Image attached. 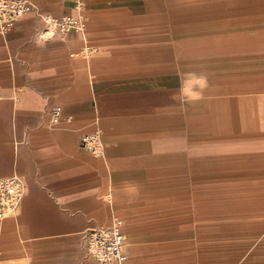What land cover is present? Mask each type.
Returning <instances> with one entry per match:
<instances>
[{
	"label": "crops",
	"instance_id": "0c3cea01",
	"mask_svg": "<svg viewBox=\"0 0 264 264\" xmlns=\"http://www.w3.org/2000/svg\"><path fill=\"white\" fill-rule=\"evenodd\" d=\"M29 1L35 10L0 34V179L18 176L24 189L19 208L0 220V264H97L88 254L85 234L119 218L110 222L109 188L154 176L157 124L165 129L156 115L158 106L171 114L170 133L180 130L186 119L187 130L198 135L215 116L223 126L239 130L235 135L257 131L256 103L263 104L264 95H235L264 93V0H146V14L132 17L133 29L142 27L147 48L149 42L153 45L149 52L142 49L146 59L132 62H116L112 50L86 56L84 49L90 47L74 34L47 41L38 34L46 28L44 16L84 13L86 40L90 35L95 48V31L123 23L124 13H138L141 0ZM199 21H210L214 27L199 29ZM241 23L246 28L259 25L246 30ZM175 67L208 74L214 85L225 84L219 88L227 89L219 93L212 88L205 94L228 96L211 99L208 112L193 103L186 106L185 116L180 115L178 92L171 85L181 83L183 76L171 73ZM226 74L236 75L214 80ZM56 105L62 106V118L54 124L51 109ZM188 109L198 120L189 117ZM98 129L105 144L101 156L80 143ZM225 131L215 133L207 145H192L196 174L231 170L249 177L264 175V134L239 140ZM179 145L177 138L171 146ZM181 158V153H171V160ZM184 222L177 221L181 228ZM233 227L222 226L220 234L231 238L261 233L258 224L244 231ZM188 244L191 241L184 240L176 246ZM248 245H239L230 262L209 258L216 264H234ZM261 250L264 241L243 264H264Z\"/></svg>",
	"mask_w": 264,
	"mask_h": 264
},
{
	"label": "rangeland",
	"instance_id": "374dc122",
	"mask_svg": "<svg viewBox=\"0 0 264 264\" xmlns=\"http://www.w3.org/2000/svg\"><path fill=\"white\" fill-rule=\"evenodd\" d=\"M146 2V0L140 1L142 9L139 8L138 13H134V15L124 13L123 23L118 21L112 24L113 26H108L107 29L101 26L99 31H95L100 35H97L99 46L92 48L90 35H88L86 42L90 48L85 47L84 55L91 57L112 50L116 53L114 56L116 62L146 59V54L142 49L149 52L148 50L152 49L153 41L148 43L149 48H147L143 40L145 34L142 32V27L140 31L133 29L136 26L134 22L136 18H132H142L146 14L143 9ZM123 9L126 10V7ZM244 24L241 23L239 27L246 28ZM213 25L214 23L210 21H199V29H210L214 27ZM251 25L253 26L247 27L246 30H250L248 28L255 30L257 29L256 25L259 24ZM104 32H110L114 36L103 37L102 33ZM136 49L140 51L136 52ZM214 67L219 69L218 66ZM241 69L243 70V68ZM174 70L171 73L183 76L181 83L171 85L172 88L177 89L180 109L184 110L177 113L182 116H185V108L190 104L199 103V106L208 112L211 99L228 96L205 94L212 88L219 90L216 92L220 93L221 90L227 88L219 87H227V85L217 83L214 85L209 80L208 74L202 71H185L180 67H175ZM223 72L224 70L221 73ZM233 75L216 76L214 80L233 78ZM241 85L243 86V84ZM261 95L264 93H245L235 96L258 97ZM158 107L164 109L162 105ZM160 108L156 110V115L161 117L160 123L165 125V129L158 128L159 124H157L154 176L141 183L109 188L108 191L107 206L110 222L113 218L119 217L125 224L128 264H216L217 262L212 261L209 256L224 258L230 262L234 258L235 252L240 251L239 245L248 243L249 247L243 252L242 258L234 263L243 264L257 246L264 241V175L260 173L249 177L243 172L236 173L231 170L221 172L222 175L213 174L212 176H205L203 172L199 171V175H197L191 162L193 155L190 153V148L192 145H207L215 133L228 130L225 132L233 134L234 131L238 132L239 130L233 129V126H223L222 120L215 116L210 127L199 128L198 135L187 130L186 119L182 122L180 130L170 133L167 127H169L171 114L161 111ZM256 109L258 114L257 131L255 133H251L252 131L243 132L252 134L251 136L233 134L234 139L248 140L252 136L260 138V136H255L259 133L263 138L264 103L257 102ZM188 112L189 117L198 120L191 109H188ZM199 124H203L201 117H199ZM174 133H176L175 136ZM177 138L181 140V145L171 146ZM173 152L181 153V161L170 159ZM250 215H254L253 219L249 218ZM215 217H221V219L214 220ZM179 218L185 220L183 228L177 223ZM230 224L234 225L233 228L238 226L236 230L242 231L255 228L258 224L261 226V233L258 237L237 235L226 238L220 234V231L222 226L228 225L229 227ZM184 240L191 241V244L183 247L176 246ZM261 251L264 252V250Z\"/></svg>",
	"mask_w": 264,
	"mask_h": 264
},
{
	"label": "built area",
	"instance_id": "2783aa9c",
	"mask_svg": "<svg viewBox=\"0 0 264 264\" xmlns=\"http://www.w3.org/2000/svg\"><path fill=\"white\" fill-rule=\"evenodd\" d=\"M34 10L35 5L29 0H0V34L13 29L25 14ZM43 19L46 28L39 32L40 40L64 39L74 34L86 41L88 22L83 14L63 17L48 15ZM61 118L62 106L56 105L51 109V120L57 124ZM80 143L96 155L104 154L105 144L100 129L82 137ZM23 196V184L18 176L0 179V220L19 208ZM85 236L88 254L97 264H128L122 219L115 218L109 227L92 228Z\"/></svg>",
	"mask_w": 264,
	"mask_h": 264
}]
</instances>
